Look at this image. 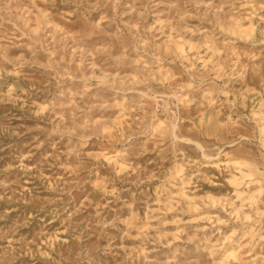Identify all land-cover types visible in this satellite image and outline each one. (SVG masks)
Returning a JSON list of instances; mask_svg holds the SVG:
<instances>
[{"label": "rangeland", "instance_id": "rangeland-1", "mask_svg": "<svg viewBox=\"0 0 264 264\" xmlns=\"http://www.w3.org/2000/svg\"><path fill=\"white\" fill-rule=\"evenodd\" d=\"M0 264H264V0H0Z\"/></svg>", "mask_w": 264, "mask_h": 264}]
</instances>
